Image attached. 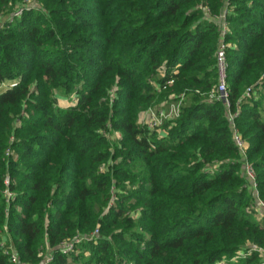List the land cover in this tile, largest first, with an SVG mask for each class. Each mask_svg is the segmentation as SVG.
<instances>
[{
  "label": "trees",
  "instance_id": "1",
  "mask_svg": "<svg viewBox=\"0 0 264 264\" xmlns=\"http://www.w3.org/2000/svg\"><path fill=\"white\" fill-rule=\"evenodd\" d=\"M28 1L0 0V264H264L230 120L264 201V0Z\"/></svg>",
  "mask_w": 264,
  "mask_h": 264
},
{
  "label": "built area",
  "instance_id": "2",
  "mask_svg": "<svg viewBox=\"0 0 264 264\" xmlns=\"http://www.w3.org/2000/svg\"><path fill=\"white\" fill-rule=\"evenodd\" d=\"M36 7V3L33 0H29L26 5V9ZM24 8L18 9L15 11L13 14V17L11 19V22L14 21L16 17H20L24 13ZM222 37L224 38L226 33H227V27L225 25V15L222 16ZM228 45L225 44L223 41L221 42L218 50V78H219V83L214 91V97L223 101L225 105L229 108L230 103H229V87H228V62H227V51ZM173 82H170L169 85H172ZM252 92L249 90L247 92V97H251ZM166 107V108H165ZM180 113V105L179 104H170L168 105H162L158 109H153L148 111L149 117L144 121V123L148 126V128L151 131H158L160 134L163 133V126L165 122L167 121H172L175 118L179 116ZM238 114L236 115H230V120H231V125L233 129V137H234V142L239 150V153L242 157V173L245 179L248 181L249 187L251 192L254 195V205L253 209L256 212L257 218L259 221L264 219V201L260 198V195L258 193V183H257V174L250 162L248 161V144L244 140L243 136L241 133L238 131L234 124V119L237 117ZM165 133V132H164ZM118 137L120 135L118 134ZM11 195H9L10 197ZM98 234V231H96L93 235ZM93 237L90 239L92 240ZM85 238L81 236L75 237L73 240L65 242L62 247H61V252L66 255L70 256L74 253L77 252L78 247L84 242ZM2 252L10 259L11 264H22L20 261L19 256L15 253L13 250V247L9 245L8 243L4 242L1 245ZM252 251H260L257 246H250L248 249V252L251 253ZM247 253L241 252L239 253L236 257L231 258V259H223L218 262V264H228L230 262H237L238 259L243 258L246 256ZM54 263V258L51 254H48L45 257V260L43 264H53Z\"/></svg>",
  "mask_w": 264,
  "mask_h": 264
},
{
  "label": "rangeland",
  "instance_id": "3",
  "mask_svg": "<svg viewBox=\"0 0 264 264\" xmlns=\"http://www.w3.org/2000/svg\"><path fill=\"white\" fill-rule=\"evenodd\" d=\"M4 89H5V86H1L0 87V92H2ZM62 101H60V106L61 107H64L65 105H70L71 104L70 102H62ZM263 115H264V113H263Z\"/></svg>",
  "mask_w": 264,
  "mask_h": 264
},
{
  "label": "crops",
  "instance_id": "4",
  "mask_svg": "<svg viewBox=\"0 0 264 264\" xmlns=\"http://www.w3.org/2000/svg\"><path fill=\"white\" fill-rule=\"evenodd\" d=\"M62 102H66V101H62ZM67 105H65L64 107H66ZM166 108V107H165ZM148 117H149V114L148 113H145L143 116H142V119H141V121L142 120H146V119H148Z\"/></svg>",
  "mask_w": 264,
  "mask_h": 264
}]
</instances>
